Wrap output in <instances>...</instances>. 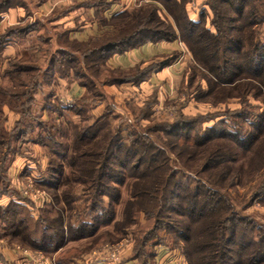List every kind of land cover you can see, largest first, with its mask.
<instances>
[{"label":"trees","instance_id":"16d2710c","mask_svg":"<svg viewBox=\"0 0 264 264\" xmlns=\"http://www.w3.org/2000/svg\"><path fill=\"white\" fill-rule=\"evenodd\" d=\"M12 1L0 0V21L1 14L22 5L13 4ZM260 2L261 5H258ZM113 3L114 0L84 3L98 8L96 18L99 25L108 27L110 31L82 42L71 40L68 31L57 32L61 41L72 50L69 51L70 55L76 56L78 52L83 55L85 69L93 72L106 65L113 55L125 54L146 43L180 41L190 51L193 62L204 71L211 90L236 91L241 94L240 98L252 91L251 95L261 99L264 105V44L256 40L257 32L252 30L264 20V0H210L214 31L206 26L204 12L199 19L189 17L187 0H154L105 19L102 10L109 9ZM163 10L173 22L161 17ZM230 10L241 19L235 20L229 16ZM67 11L65 9L62 13ZM242 21V27H234L235 22ZM34 31L33 26L27 25L22 28L11 26L0 33V54L8 45L17 39H26ZM179 55V52L175 53L162 63L149 64L144 69L137 67L129 73L122 69H114L110 73H118L127 77L128 82L139 85L155 70L165 68L178 59ZM78 61L75 58L65 63L73 65ZM65 63L54 72L61 78L72 76V68H65ZM54 64L55 58L52 59V67ZM38 70L33 65L12 60L10 69L1 76L4 81L8 79L11 86L0 85V108L14 106L11 109L21 110L22 118L7 139L0 135V197L10 193L6 188L10 185L9 169L18 150L15 146L13 148V137L15 145L22 140L21 137L31 132L29 142L40 146L49 157L47 172L41 175L48 173L58 178H54V184L43 181L41 187L57 190L60 177L64 175L62 166L56 168L52 165L50 155L62 156L57 153V148L63 144L56 141V135L63 137L66 131L53 134L54 127L41 124L32 113V90L38 88L35 73L41 72ZM73 75L78 84L87 87L79 80V73ZM248 115V112L242 111L234 116L253 128V132H244L237 123L226 128V123L220 122L218 125L222 129L215 125L195 134L180 132L182 124L172 125L164 139L158 136L160 134L124 138L119 132L112 135L110 131L109 137L96 138V127L84 128L75 135L77 139L73 140L71 147L73 154L67 161L73 170L66 180L67 184L76 183L86 188L84 209L75 210L77 212L71 217L76 220V225L72 222L67 225L64 210L57 208L61 203L72 205L69 190L65 191L62 199L55 195L54 203L41 210L38 219L31 216L24 204L26 200L17 195L15 201L0 207V222L5 226L0 239L8 238L11 245L17 243L32 252L43 254L58 252L71 241H97L102 228L116 224L114 208L120 201L125 205L127 218L143 212L154 220L150 231L134 251L133 258L139 264H147L148 259L153 258L146 254L144 247L151 235L161 229L171 234L174 241L182 246L187 264H264V227L258 226L253 219L241 216L228 194L234 185L231 179H241L239 174L246 173L242 163L246 160L244 155L250 151L249 146L259 143L264 136V108L260 114L253 115L254 120ZM107 118L105 114L98 121L109 124ZM100 128L103 130V126ZM151 135H156L162 147ZM168 153H174L183 168L174 167ZM188 171L195 175L192 183L185 179ZM122 188L128 192L126 202H122ZM258 189L256 195L259 197L264 193V185ZM105 197L109 198V204L104 201ZM0 259L6 262L3 256ZM70 259V255H63L58 264H67Z\"/></svg>","mask_w":264,"mask_h":264},{"label":"rangeland","instance_id":"374dc122","mask_svg":"<svg viewBox=\"0 0 264 264\" xmlns=\"http://www.w3.org/2000/svg\"><path fill=\"white\" fill-rule=\"evenodd\" d=\"M154 0H151L153 2ZM31 2V3H30ZM150 2V3H151ZM188 4L186 5L187 12L189 17L192 19H199L202 12L205 13L207 19V27L209 30H213L212 19L213 11L209 6L210 0H187ZM13 4H22L21 6H16V8H23L26 10V15L23 19L15 24L7 25L3 30H0V33L5 32L11 26H17L19 28L26 27L27 25L33 26L36 31H34L33 38H30L29 45L36 42V49L28 52H24V57H21L20 51L14 55L0 54V85L11 86L9 85L10 81L6 79L5 81L1 79L4 71L10 69L11 61L16 60L24 65H33L36 69H39L41 72H36L38 88L32 90L34 96V102L32 103V113L36 116V119L41 122L43 125H48L54 127L53 134L62 133L63 130L66 131L63 137H59L56 141L61 142L63 145L60 148H57L60 155L51 154L52 165L56 168L60 166L63 167L64 175L60 177V183L58 184V189L46 187L43 188L40 185L43 184V181L56 182L54 177L47 173V175L42 176V172H47V167L49 163V157L44 154L43 149L41 148L42 153L45 157L46 168L41 170L40 165H34L29 168L27 165L24 167L26 174L22 177V173L14 174L13 178H10V185L8 188L10 190L9 194L1 196L0 207L7 206L11 201L17 199V195L20 197L21 194L15 186V181L17 178H22L24 180L28 178H36L37 187L46 191L51 196V200L48 203L53 204L55 200V195L62 199L66 190H69L70 201L72 200V205L63 204L57 205V208L64 210V220H66L67 225L69 222H72L76 225V220L71 218L79 210L84 209L85 203L83 199L85 198L84 189L85 186L77 185L76 183L66 182L70 178L72 171L69 168L67 161L73 153H71V147L73 145V140L77 139L75 135L79 134L84 128H95V136L97 137H109L108 132L110 131L112 135L114 133H120L124 138H128L130 135H147V134H160L162 139L167 137V134L170 133V126L182 124V131L180 132H197L203 133L205 130L216 126L220 122L226 123V128H229L230 125L235 123L243 127L244 132H253V128L249 127L248 124H245L242 120L235 118L236 113L246 111L251 120H254L253 115L260 114L263 111L264 105L261 99L254 98L252 94L246 95L244 98H240L241 94H238L236 91H226L220 89L211 90L209 84L206 81L204 71L196 63L193 62L192 55L186 46L182 44L184 50L191 58V63L186 66V70L183 73V77L179 86L176 87L175 93L168 94V92H163V95L156 89H143L135 86L132 87L131 83L127 81V77H122L118 73H110L106 65L101 66L99 69L93 70V72L85 69V61L83 55L78 52L76 56L70 55L66 46V43L57 36L58 33L64 31L63 28L59 31H54L51 27L47 25L45 20L40 19L36 15V10L38 9L40 3H43V0H13ZM145 4L137 3L134 7H141ZM25 5V6H23ZM261 5V2L258 4ZM239 6V3H238ZM133 8V7H131ZM261 8H263L261 6ZM248 7L246 8V10ZM5 12L1 14L2 20L0 24L3 23V18L8 14ZM235 20L241 19L240 16L234 11L228 12ZM161 17L163 19L168 18L171 22L172 18L169 17L165 10L162 11ZM164 19V20H165ZM234 27H242V22H235ZM2 29V28H1ZM252 30L257 32V41L264 44V20L259 26L253 27ZM110 31L107 29L105 32ZM103 34V33H102ZM26 39H17L14 43L26 44ZM4 51V50H3ZM55 58L56 64L51 65L52 59ZM77 58L79 61L73 65L65 63L67 60ZM62 63H65V68L71 67L72 76L61 77L54 72L61 69ZM70 65V66H69ZM86 65V64H85ZM144 69V68H142ZM38 70V71H39ZM53 70V71H52ZM70 70V69H69ZM129 70L127 73L131 71ZM50 75H48L49 73ZM52 72V74H51ZM126 72V71H125ZM73 73H79V80L86 83L87 87H84V94H78L74 96L70 82H76L78 84L77 78ZM122 80V81H119ZM136 85V84H134ZM81 86V85H80ZM14 105V103H13ZM99 106V110L94 109ZM16 112L17 116H5L3 115V108ZM15 108L11 105H5L0 108V135H3L7 139L9 134H12L13 130L16 128L17 124L20 122L21 110L11 109ZM107 114L109 124H102L103 121L99 122L98 118ZM10 118V121H9ZM98 121V122H97ZM9 122V126L6 129L5 124ZM103 126V130L100 128ZM229 126V127H227ZM220 127V126H219ZM221 129L223 127H220ZM225 128V127H224ZM173 129V128H172ZM62 130V131H61ZM191 130V131H190ZM61 132V133H60ZM172 133V132H171ZM5 135V136H4ZM30 135V136H29ZM11 136V135H10ZM30 137H32L31 132L21 137L22 140L15 143V137L11 138L13 140L14 146L18 149L15 154L16 157H25L26 148H31L35 143L29 142ZM152 139L162 147V144L159 142L156 135H151ZM4 138V139H5ZM29 139V140H28ZM9 140V138H8ZM28 140V141H27ZM174 141V140H173ZM254 142V141H253ZM250 151L248 155L245 154L246 160L243 161L242 166H244L245 174L240 173L241 179L239 177L231 179L234 185L229 189V197L233 200L234 205L240 211L241 216L253 219L258 226L264 227V193L261 196H257L259 192V187L264 185V136L261 138L259 143H253L249 146ZM56 150V151H57ZM169 157L173 161L172 165L178 169L183 168L180 165L178 157L174 153H168ZM247 155V156H246ZM244 158V159H245ZM239 165V164H238ZM115 169H118L117 166H114ZM238 168V166H236ZM119 170V169H118ZM22 171V172H23ZM186 180L189 183L193 182L195 177L191 172H186ZM58 180V179H57ZM241 182V183H240ZM123 201L126 202L128 198V192L126 188L121 189ZM10 198V201H9ZM23 198V197H22ZM104 201L109 204V198L105 197ZM9 202V203H8ZM24 204L29 208L31 216L35 219H38L41 210L44 207L36 208L34 205H31L28 201H25ZM119 201V204H115L116 211V224H112L106 228H102L99 233V240H83L80 241H71L67 242L66 246L54 253L43 254L35 251H30L29 249L23 248L17 243L11 245L12 242L8 238L1 240L0 245H4L8 253H19L18 255L19 264H38L37 262H32L31 259L27 258L25 251L29 252L31 256L41 257L49 261L48 264H58L59 258L63 255H70L71 259L67 264L77 260L82 259L87 264L94 263L95 260L91 258H84L88 255L93 256V258L98 259L104 264H117L123 259V254L121 260L113 262L110 260L101 259L98 256L94 255V252L99 251L105 245H116L122 243L124 245V250L130 249L134 254L135 249L139 247L141 239L148 233L151 227L154 224V220L148 218L143 212L135 213L131 218H127L125 213V205ZM75 210H77L75 212ZM137 211V208L136 210ZM71 218V219H70ZM118 229V230H117ZM5 226L0 222V237L4 233ZM7 230V229H6ZM6 232V231H5ZM70 236V235H69ZM71 237V236H70ZM144 251L146 254L153 256L149 258L147 264H153L156 261V255L163 251H171L178 255L180 264H187V259L183 255L182 246L177 244L173 236L168 234L167 231L159 230L156 233L151 235L150 241L146 243ZM9 250V251H8ZM122 251V252H123ZM124 253V252H123ZM6 262H3L0 259V263L3 264H14L10 259V256L7 255ZM100 262H98L100 264ZM73 263V264H74Z\"/></svg>","mask_w":264,"mask_h":264},{"label":"crops","instance_id":"0c3cea01","mask_svg":"<svg viewBox=\"0 0 264 264\" xmlns=\"http://www.w3.org/2000/svg\"><path fill=\"white\" fill-rule=\"evenodd\" d=\"M34 1V0H29ZM93 1L97 0H43V3H40L38 9L36 10V15L45 20L47 25L51 27L55 32L64 29V31L69 32V36L71 40L76 41H87L90 38H94V36L100 35L104 33L108 27H101L98 23L97 16V7L87 6L84 3H93ZM107 2L113 0H105ZM31 3V2H30ZM138 3L137 0H114V3L107 10H102V15L105 19H110L112 15L127 10L128 8L136 6ZM65 9H68L67 12L62 13ZM26 10L23 8H14L10 9L9 13L3 18V23L0 24V30H3L7 25H12L23 19ZM2 28V29H1ZM57 33V32H56ZM34 33L31 32L26 37V44L14 43L8 45L4 51V54L14 55L20 51L21 57H24V52L33 51L36 49V42L34 44L29 45L30 38H33ZM179 52L178 59L169 63L165 68L155 70L151 76L145 81L139 84L140 88L143 89H156L163 95V92H168V94L175 93L176 87L179 86L181 79L183 77V73L186 70V66L191 63L190 56L186 53L183 46L179 42H166L163 41L161 43H146L144 46L129 50L125 54H115L112 58L106 63V67L111 69H122L126 72L129 70H133L137 67L145 68V66L153 63H162L163 61L171 58L175 53ZM61 80L64 77L60 78ZM66 80V79H64ZM70 85L73 90L74 96H77L79 93L84 94L85 89L82 86H78L76 82H70ZM131 86L135 88L138 85H134L131 83ZM96 110H99V106L94 109V113ZM3 115L5 116H17L16 112H12L6 107L3 108ZM10 121V118H9ZM9 122L5 124V128H8ZM6 128V129H7ZM25 157H16L14 162L12 163L9 174L10 178H13L14 174L22 173V177L25 173L24 167L27 165L29 168L34 165H40V169L43 170L46 168V159L44 154L41 151V148L34 144L33 147L26 148ZM23 171V172H22ZM2 199H0L1 201ZM15 200V199H14ZM10 201V198H9ZM9 203V202H8ZM3 206V205H2ZM1 244V240H0ZM9 251V250H8ZM156 255V261L153 264H180L179 257L175 253H171V251H163ZM123 259L121 262L117 264H139L137 259L133 258V253L130 249H126L123 251ZM7 255L10 256V259L14 264H19V253L13 255V253H8L5 249L4 245H0V256H3L7 259ZM84 258L94 259V263L90 264H99L98 259L93 258V256H86ZM133 258V259H132ZM75 261L71 262L73 264ZM3 264V263H0ZM74 264H87L82 259L77 260V263ZM102 263V261L100 262Z\"/></svg>","mask_w":264,"mask_h":264},{"label":"built area","instance_id":"2783aa9c","mask_svg":"<svg viewBox=\"0 0 264 264\" xmlns=\"http://www.w3.org/2000/svg\"><path fill=\"white\" fill-rule=\"evenodd\" d=\"M66 1V0H65ZM140 4L150 3L151 0H137ZM15 186L18 188L21 196L28 201L31 205H34L36 208L44 207L48 205L51 200V196L46 191L37 187L36 178H28L26 180L22 178H17L15 181ZM124 245L118 243L116 245H105L99 251L94 252L95 256L103 258L105 260H110L117 262L121 260L123 254ZM26 257L31 259L32 262H37L38 264H48L49 261L43 256L34 257L30 255L29 252H24Z\"/></svg>","mask_w":264,"mask_h":264}]
</instances>
